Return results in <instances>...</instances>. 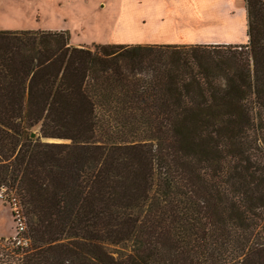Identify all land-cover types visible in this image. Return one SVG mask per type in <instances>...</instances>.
<instances>
[{
	"label": "trees",
	"instance_id": "trees-1",
	"mask_svg": "<svg viewBox=\"0 0 264 264\" xmlns=\"http://www.w3.org/2000/svg\"><path fill=\"white\" fill-rule=\"evenodd\" d=\"M245 5L244 45L0 30V188L25 227L0 264H264V0Z\"/></svg>",
	"mask_w": 264,
	"mask_h": 264
},
{
	"label": "crops",
	"instance_id": "crops-1",
	"mask_svg": "<svg viewBox=\"0 0 264 264\" xmlns=\"http://www.w3.org/2000/svg\"><path fill=\"white\" fill-rule=\"evenodd\" d=\"M109 3L118 11L109 44L244 45L248 40L245 0H101V7Z\"/></svg>",
	"mask_w": 264,
	"mask_h": 264
},
{
	"label": "rangeland",
	"instance_id": "rangeland-1",
	"mask_svg": "<svg viewBox=\"0 0 264 264\" xmlns=\"http://www.w3.org/2000/svg\"><path fill=\"white\" fill-rule=\"evenodd\" d=\"M101 5V0H0V30L49 31L50 27L67 32L74 46L109 44L118 11L111 3ZM32 133L39 135L38 129ZM0 189L6 194L0 200V239L22 241L11 193Z\"/></svg>",
	"mask_w": 264,
	"mask_h": 264
},
{
	"label": "built area",
	"instance_id": "built-area-1",
	"mask_svg": "<svg viewBox=\"0 0 264 264\" xmlns=\"http://www.w3.org/2000/svg\"><path fill=\"white\" fill-rule=\"evenodd\" d=\"M5 197H6L5 191L3 189H0V200H4ZM11 201L13 202V205H14V214L17 217V230H18V233L21 234L24 231L25 227H24L23 220L20 217L18 203L16 202L14 198H12Z\"/></svg>",
	"mask_w": 264,
	"mask_h": 264
},
{
	"label": "water",
	"instance_id": "water-1",
	"mask_svg": "<svg viewBox=\"0 0 264 264\" xmlns=\"http://www.w3.org/2000/svg\"><path fill=\"white\" fill-rule=\"evenodd\" d=\"M30 137L31 138H34L35 137V134L34 133H31Z\"/></svg>",
	"mask_w": 264,
	"mask_h": 264
},
{
	"label": "bare ground",
	"instance_id": "bare-ground-1",
	"mask_svg": "<svg viewBox=\"0 0 264 264\" xmlns=\"http://www.w3.org/2000/svg\"><path fill=\"white\" fill-rule=\"evenodd\" d=\"M9 15H10V13H9Z\"/></svg>",
	"mask_w": 264,
	"mask_h": 264
}]
</instances>
